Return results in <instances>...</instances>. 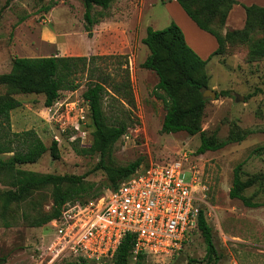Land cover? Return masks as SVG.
I'll return each instance as SVG.
<instances>
[{"label": "rangeland", "instance_id": "374dc122", "mask_svg": "<svg viewBox=\"0 0 264 264\" xmlns=\"http://www.w3.org/2000/svg\"><path fill=\"white\" fill-rule=\"evenodd\" d=\"M137 5L140 7V0H117L105 11L95 7L96 18L104 15L89 38L82 0H0V74L11 72L16 57L125 55L136 100L135 109L130 110L106 97L107 122L115 125L125 121L130 125L129 131L105 156L100 151L83 156L75 149L90 147L96 131L83 98L90 80L87 72L77 74V91L63 92L50 108L45 106L43 94H20L0 86V98L14 97L22 103L11 113L12 132L34 129L48 149L53 141L59 143V159L48 151L36 164L16 170L85 177L81 192L84 197H92L108 192L106 172L96 170L102 159L115 167H126L142 159L141 170L186 155V167L191 173L198 172L205 187L202 209L213 228L219 264H264V95L249 97L255 89L264 87V54H256L262 49L257 43L264 40V30L257 26L248 39H243L222 27L220 16L209 21V27L222 37L223 49L196 73L207 83L202 92L209 90L217 95L216 99L211 95L203 97L206 105L198 125L217 141L227 140L233 132L250 134L239 144L197 155L201 133L190 136L186 132L163 134L160 130L166 108L154 94L159 83L157 73L141 66L150 50L142 42L147 19L139 17ZM47 6L52 7L50 11H45ZM169 13L162 4L153 7L151 19L158 29L170 26ZM95 64L118 81L126 68L123 59L98 60ZM170 74V78L177 79V74ZM178 92L183 106H189L190 92L183 88ZM237 167L244 181L260 178L243 196L261 207L248 208L228 195ZM11 174L2 171L0 176V264L72 263L70 258L51 263L54 232L52 221L47 219L54 211L53 188H40L23 201H11L5 211L8 195L18 196L10 183ZM69 187L65 185L63 189ZM206 254L204 239L198 232L184 251L165 264H206ZM143 264L157 263L146 257Z\"/></svg>", "mask_w": 264, "mask_h": 264}, {"label": "trees", "instance_id": "16d2710c", "mask_svg": "<svg viewBox=\"0 0 264 264\" xmlns=\"http://www.w3.org/2000/svg\"><path fill=\"white\" fill-rule=\"evenodd\" d=\"M85 8V30L89 38L93 37V28L99 23L100 18H96L93 12L95 7L108 10L113 2L117 0H82ZM186 14L197 24V26L212 34L218 41L219 47L208 59L202 60L186 43L182 30L172 23L162 30L147 28V35L142 40L143 44L150 50V55L141 65L143 68L155 71L159 77V83L154 90V94L164 102L166 116L162 125L163 134H177L186 132L190 136L201 133V144L196 151L197 155H204L208 152H216L225 148L229 144L241 143L250 134L248 132H236L231 134L225 141H217L215 137L208 136L201 131L198 123L204 111L206 100L203 98V89L207 88V83L198 77L196 73L203 70L209 60L219 54L223 49L222 37L218 32L209 27V21L221 17V26L225 28L226 20L232 6L238 4L237 0H176ZM201 6V9H198ZM52 7H45V11H50ZM247 14L245 28L242 30H230L243 39H248L259 26L264 30V7L251 6L244 7ZM257 45L262 48L256 54H264V40ZM123 59L125 69L119 74L120 81L112 79V75L101 72L95 63L98 60ZM128 60L125 55L110 56H48V57H16L13 59L12 70L9 73L0 74V86L8 87L20 94H43L45 96V106L52 107L62 96L63 92H75L80 88L76 81L77 74L87 72L89 83L83 93V98L89 106L91 117L96 131L94 132L93 144L84 149H75L78 155L90 156L100 151L105 156L111 148L125 135H127L130 125L125 121H119L115 125L107 122L105 114V100L110 97L112 100L127 105L130 110L135 109L136 100L133 92V85L130 78ZM171 70V71H170ZM98 72V75H97ZM171 72L177 74V79L170 78ZM190 92L189 106H183L180 102L179 89ZM163 91V94L159 93ZM264 95V87L257 88L249 96ZM21 102L14 97L0 98V176L2 171L11 172V186L18 191L17 197L8 195L5 202V211L11 201H23L32 192L44 187L53 188L54 211L53 215L47 219L52 221L61 216L63 207L68 203H86L93 198H98L100 194H93L92 197H84L80 186L85 177L55 174H38L35 172L16 170L19 166L36 164L48 151L54 159L60 158L58 141H53L50 149L39 137L34 129L23 132H12L11 113L21 106ZM6 157V158H5ZM143 163L142 159L126 166L115 167L106 165L102 159L96 170L106 172L109 187L107 190L116 189L125 179L136 174ZM259 177H251L243 180L240 174V167L234 172V180L229 196L237 199L248 208H259L262 205L254 203L243 193L255 186ZM71 187L64 190V186ZM47 221V222H48ZM198 231L201 233L206 245V264H219L218 254L213 228L208 224L203 210L200 212L198 220ZM135 235L128 234L124 237L112 264H131L134 259ZM145 255L136 256L134 263L143 264ZM193 263L195 261H192ZM78 264V263H70ZM87 264V263H82Z\"/></svg>", "mask_w": 264, "mask_h": 264}, {"label": "built area", "instance_id": "2783aa9c", "mask_svg": "<svg viewBox=\"0 0 264 264\" xmlns=\"http://www.w3.org/2000/svg\"><path fill=\"white\" fill-rule=\"evenodd\" d=\"M185 160L186 155L139 169L98 198L66 204L51 222V263L70 258L78 264H112L128 234L135 235L134 259L143 254L165 264L179 255L199 232L205 204V187Z\"/></svg>", "mask_w": 264, "mask_h": 264}, {"label": "crops", "instance_id": "0c3cea01", "mask_svg": "<svg viewBox=\"0 0 264 264\" xmlns=\"http://www.w3.org/2000/svg\"><path fill=\"white\" fill-rule=\"evenodd\" d=\"M237 1L238 4L232 6V9L228 14L225 25L226 30H242L245 28L247 14L244 7H251L254 5L264 7V0ZM158 4H162L167 8V10L170 12L168 23H175L182 30L186 43L202 60L209 59L210 56H212L213 53L217 51L219 47L217 39L212 34L200 29L197 24L186 14V12L176 0H140V7L137 5L138 14L139 17L141 16L143 18V20L147 19L144 28L146 29V35L148 27H152L155 30H160L155 26V23L151 19L152 9ZM171 11L173 12L171 13ZM145 33L142 35L143 39L146 37ZM95 49L99 50L98 47Z\"/></svg>", "mask_w": 264, "mask_h": 264}, {"label": "water", "instance_id": "95a60500", "mask_svg": "<svg viewBox=\"0 0 264 264\" xmlns=\"http://www.w3.org/2000/svg\"><path fill=\"white\" fill-rule=\"evenodd\" d=\"M208 95H211L210 97H212L214 99L217 98L216 93L215 92H212V91H209V90H207V91L204 92L203 97L206 98V97H208Z\"/></svg>", "mask_w": 264, "mask_h": 264}]
</instances>
